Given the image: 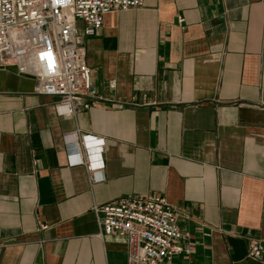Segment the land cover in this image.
Returning <instances> with one entry per match:
<instances>
[{
	"label": "crops",
	"instance_id": "obj_1",
	"mask_svg": "<svg viewBox=\"0 0 264 264\" xmlns=\"http://www.w3.org/2000/svg\"><path fill=\"white\" fill-rule=\"evenodd\" d=\"M76 27L89 110L59 116L34 79L0 68V264H127L92 207L144 194L194 244L165 264H264L248 257L264 246V0H144L94 36ZM75 132L102 140L90 171L70 164Z\"/></svg>",
	"mask_w": 264,
	"mask_h": 264
},
{
	"label": "built area",
	"instance_id": "obj_2",
	"mask_svg": "<svg viewBox=\"0 0 264 264\" xmlns=\"http://www.w3.org/2000/svg\"><path fill=\"white\" fill-rule=\"evenodd\" d=\"M144 0H0V68L15 69L35 80L33 92L54 97L59 116L76 117L98 101L76 27L94 36L106 14L140 8ZM182 23L181 18L178 19ZM71 165L86 164L85 149L102 140L65 136ZM69 139V140H68ZM90 171V170H89ZM95 173V172H94ZM97 177H91V181ZM96 236L119 235L126 240L127 264H165L194 250L190 234L178 226L179 214L163 196L133 195L93 206ZM264 246L252 242L248 257L261 261Z\"/></svg>",
	"mask_w": 264,
	"mask_h": 264
},
{
	"label": "water",
	"instance_id": "obj_3",
	"mask_svg": "<svg viewBox=\"0 0 264 264\" xmlns=\"http://www.w3.org/2000/svg\"><path fill=\"white\" fill-rule=\"evenodd\" d=\"M14 73H16V70L15 69H11ZM27 77V76H25ZM27 78H32V77H27ZM262 102L264 103V81H263V95H262Z\"/></svg>",
	"mask_w": 264,
	"mask_h": 264
}]
</instances>
